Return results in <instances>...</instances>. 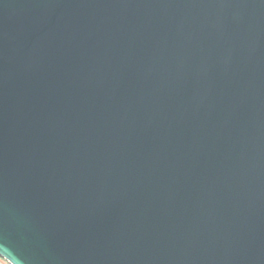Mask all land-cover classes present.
<instances>
[{"label":"water","instance_id":"95a60500","mask_svg":"<svg viewBox=\"0 0 264 264\" xmlns=\"http://www.w3.org/2000/svg\"><path fill=\"white\" fill-rule=\"evenodd\" d=\"M0 258L264 264V0H0Z\"/></svg>","mask_w":264,"mask_h":264},{"label":"crops","instance_id":"0c3cea01","mask_svg":"<svg viewBox=\"0 0 264 264\" xmlns=\"http://www.w3.org/2000/svg\"><path fill=\"white\" fill-rule=\"evenodd\" d=\"M0 264H8V263L0 258Z\"/></svg>","mask_w":264,"mask_h":264}]
</instances>
